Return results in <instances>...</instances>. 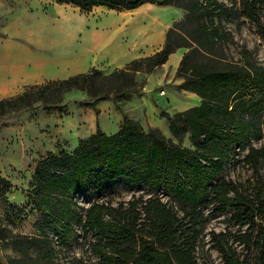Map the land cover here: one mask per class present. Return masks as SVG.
<instances>
[{"label": "trees", "instance_id": "16d2710c", "mask_svg": "<svg viewBox=\"0 0 264 264\" xmlns=\"http://www.w3.org/2000/svg\"><path fill=\"white\" fill-rule=\"evenodd\" d=\"M54 1L74 4L81 11L98 5L134 9L155 2ZM159 4L182 8L185 14L166 31L164 45L153 54L106 75L93 67L86 73L26 86L0 99L1 117L38 105L59 107L61 95L73 88L86 87L94 102L122 97L136 91L133 74L142 68L151 73L179 47L186 51L175 73L182 78L177 87L200 97L196 106L173 115L162 112L171 137L178 142L158 128L144 131L128 123L112 134L98 128L79 139L72 151L60 150L39 159L31 175L30 194L41 226L37 234L16 239L0 226V239H11L15 251L25 257L8 258V264H59L54 261L56 251L78 240L76 221L82 224V236L91 235L87 246L95 259L72 257L70 264H208L206 252L200 261L195 252L209 219L220 215H229L236 227L208 232L221 264H264V65L245 47L235 60L219 53L221 26L200 22V17L222 10L217 0L204 4L161 0ZM240 4V14L256 24L264 39L257 0H240ZM97 81L108 85L96 91ZM184 137L189 146L180 144ZM255 140L258 146L252 144ZM229 159L246 167L245 179L223 177ZM115 183L129 190L144 188L145 193L113 205L110 194ZM0 185L11 187L1 175ZM79 197L88 204L79 207ZM47 230L55 234L57 248Z\"/></svg>", "mask_w": 264, "mask_h": 264}, {"label": "rangeland", "instance_id": "374dc122", "mask_svg": "<svg viewBox=\"0 0 264 264\" xmlns=\"http://www.w3.org/2000/svg\"><path fill=\"white\" fill-rule=\"evenodd\" d=\"M198 2L204 4L206 0H198ZM217 2L222 5V10H213L211 17H200V22L210 24L213 21L214 24L221 26L223 38L219 53L227 59L235 60L240 57L242 47H245L251 52L252 58L264 65V39L258 33L256 24L240 14V0H217ZM257 2L261 6L259 20L261 24H264V0H257ZM180 9L166 10L165 16L160 17L162 20H165V17L173 18L176 15L175 12L179 14L180 11L182 14L176 20L178 21L185 14V10ZM120 10L98 5L89 11H81L74 4L58 3L54 0H0V99L16 95L29 85L88 72L91 68L83 72H70L63 70L61 65L70 62V47L74 48L76 54L81 52L86 30H98L102 22L104 24V21L116 20L122 16L123 12ZM137 17L136 14L125 16L126 20L138 24H133L131 31H140L139 27L141 29L147 26V23L138 21ZM194 24L195 22L193 26ZM154 32L157 35V29H154ZM75 58L80 61L86 58L94 62L96 57L91 53L89 56L79 54ZM102 63L95 67L102 75L119 69L108 65L105 67ZM155 76L154 71L152 77L142 68L132 75L136 91L127 92L122 97L113 95L94 102V98L90 97L86 87L73 88L61 95L57 104L59 107L38 105L0 117V175L11 183L9 188L0 185V226L5 227V233L9 238L16 239L18 235H34L39 232L40 212L32 204L30 194V179L36 162L42 157L56 155L60 150L70 151L69 143L74 140L79 126L90 120L96 123L100 112L98 109L100 102L107 104V108H104L107 119L102 121V125L115 126L117 131L122 126L133 122L144 131L149 129L150 123L146 119L139 118L142 123L140 125L126 113L127 106L132 104L131 98L139 97L144 87L159 109L157 112L162 119H165L162 112L174 108L172 102L175 105L180 103L182 96L176 94L172 98L171 91L166 93L168 89H174L177 86L172 83L175 77L171 81L166 82L164 78L163 82L155 83ZM106 85L108 84L105 81L98 82L95 84L96 91L105 88ZM161 90L165 93L160 94ZM188 98L190 97L186 99ZM188 101V107L194 105L191 100L188 99ZM88 102L93 104L87 105ZM137 115L139 117L140 113ZM159 126L167 137L172 138L167 125L166 128L161 124ZM179 142L183 146L190 145L187 137ZM252 144L258 146L259 141H252ZM241 154L237 157L240 158ZM248 174L249 171L241 162L233 164L232 159H229L225 165L223 177L243 180ZM141 193H145L144 188L129 190L121 183H115L110 195L113 197L112 204L116 205L118 201H126L132 195ZM163 200L167 201L168 198L164 197ZM77 203L79 207L88 204L82 197L77 199ZM210 208L209 205L208 209ZM81 226L80 222H75V228L79 233L78 240L56 251L55 262L70 264L72 257L94 261L95 258L90 254L87 246L91 235L88 233L87 236H82L84 232ZM235 229L229 215L211 217L203 231L200 245L196 248L195 254L199 261L206 252L208 264H221L220 256L212 247L213 243L210 241L208 232L234 231ZM46 232L53 246L57 248L55 234L49 230ZM9 238V241L0 239V260L3 264L8 261V258H17V260L25 258L21 252L15 251L14 244ZM237 249L241 251L242 248L237 246Z\"/></svg>", "mask_w": 264, "mask_h": 264}, {"label": "crops", "instance_id": "0c3cea01", "mask_svg": "<svg viewBox=\"0 0 264 264\" xmlns=\"http://www.w3.org/2000/svg\"><path fill=\"white\" fill-rule=\"evenodd\" d=\"M160 1L161 0H155L154 3L146 2L134 9H121L120 11L123 12L122 16L116 18V20L104 21V24L102 22L98 30H86L84 32V45L79 54L82 56H89L92 53L96 57L94 58V62H90L86 58L82 61H80V59L77 60L75 57L79 54H76L74 48L70 47V62L61 65L63 70L70 72H83L89 68H95L96 65L102 62L105 67L108 65L112 68H123L131 60L149 56L159 50L164 45L166 31L171 27L174 21L180 18L182 14H180V11L179 14L178 12H175V17H165V20H162L160 16H165L166 10L180 8L171 4H159ZM135 14L138 15V21L143 24L147 23V26L141 27V29L139 27L140 31L136 30L137 32L130 30L131 26L136 23H131L125 19L126 15L132 16ZM154 29H157V35L155 34ZM185 51L186 49L183 47L176 48L169 54L165 63L154 68V74L156 73L155 83L163 82L164 78H166V82L168 80L171 81L174 77L175 78L172 83L178 85L182 81V78L177 77L175 73L179 61ZM99 66L101 67V65ZM153 71L150 73V76L152 77ZM168 91H171L172 98H174L176 94L182 96V99L179 100L180 103L177 105L172 102V106L174 108H171L170 110L166 109V113L169 115H173L176 112L192 107H188V99L194 104L193 106L200 103V97L192 91L179 89L177 86L174 87V89H168L166 93ZM187 97L190 98L186 99ZM131 99L132 104L127 106L126 113H128L134 121L139 122L141 125L142 123L139 118H141V120L144 118L148 121V123H150L149 129H160V124L165 128L167 125L168 129L166 119L159 117L157 112L159 109L153 103V100L148 95V92H146L145 87L139 97L133 96ZM104 108H107V104L100 102L98 104L100 112L97 116L96 123L90 120V122H84L79 126L75 133L74 140H71L69 143L68 147L70 151L76 147L79 139L86 138L95 133L98 128L106 134H112L117 131L115 126L107 124L102 125V121L107 119ZM114 112L116 113V111ZM139 113L140 115L138 117L137 114ZM133 123L136 124L135 122ZM0 263L3 264L1 260ZM5 264H8L7 261H5Z\"/></svg>", "mask_w": 264, "mask_h": 264}, {"label": "built area", "instance_id": "2783aa9c", "mask_svg": "<svg viewBox=\"0 0 264 264\" xmlns=\"http://www.w3.org/2000/svg\"><path fill=\"white\" fill-rule=\"evenodd\" d=\"M160 94H164V90H161V91H160Z\"/></svg>", "mask_w": 264, "mask_h": 264}]
</instances>
